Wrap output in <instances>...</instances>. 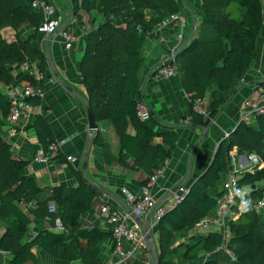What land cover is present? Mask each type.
Wrapping results in <instances>:
<instances>
[{
    "label": "trees",
    "instance_id": "16d2710c",
    "mask_svg": "<svg viewBox=\"0 0 264 264\" xmlns=\"http://www.w3.org/2000/svg\"><path fill=\"white\" fill-rule=\"evenodd\" d=\"M2 1L0 9L6 16L0 22V31L8 26L17 28L24 20H30L39 27L41 19L32 0ZM100 1L107 21L86 36L80 77L96 120H114L122 131V148L134 157L144 158L149 167V178L142 184H147L164 167L166 158L172 157L177 138L173 132L154 130L137 117L138 101L134 93L139 87V70L144 61L142 48L149 34L159 30V24L180 9L175 0ZM74 8L76 12L77 6ZM202 15L199 35L179 50L176 64L185 90L190 94V121L193 125L207 127L230 95L236 92L244 74L257 59L258 39L264 24L263 3L262 0H202ZM37 34L32 38L36 39ZM3 42L10 51L0 53L2 60L14 59L22 63L29 57L40 70H45L47 59L36 40L29 38ZM15 79H25L39 85L33 76L20 71L14 75L5 64H0V83H11ZM207 90L210 91L209 107L206 106L207 113L202 114L194 109V105L196 99L204 98ZM35 102L40 103V99ZM10 107L5 92L0 88V126L8 121ZM36 123V133L41 143L56 141L50 125L42 116L38 117ZM129 125L134 126L135 134L126 131ZM160 135L164 137L165 144L150 146L149 142ZM234 146L244 155L255 153L264 161V114L258 117L257 124H238L234 132L221 142L210 166L190 186L185 199L162 217L158 225L159 264H177L172 261L173 257H167L166 251L173 235L177 236L206 216L217 215L218 200L225 192L230 152ZM108 147L109 144L105 142V152ZM0 155L10 159V174L15 185V188L5 189L0 184V249L11 254L10 263L41 264L32 251L34 247L62 259L71 258L76 254L73 250L76 245L83 264H103L98 258L97 242L108 233L99 226L83 227L82 219L99 202L100 191L85 178L83 172L74 168L77 186L53 187V199L58 206L57 212L50 214V200L40 197L45 188L26 174L29 162L12 157V146L1 129ZM57 157L66 160L60 152ZM242 174L240 188L243 190L245 185H249V189L239 196V202L246 207L238 220L230 223L227 247L236 257L237 264H264V231L257 221L261 215L255 210V204L264 198V166ZM211 189H215V192L211 193ZM28 196L29 200L37 203L34 207L22 208L20 203ZM43 208L45 212L41 219L51 215V224H54L56 218L60 217L66 231L44 226L31 240L16 244L15 235L27 233L34 220L30 212ZM192 238L193 243H187L181 254L190 260L197 259L202 253L212 254L224 244L220 232L211 231ZM182 244L184 242L179 246ZM173 248L170 252L175 254L176 249ZM205 264L227 263L208 259Z\"/></svg>",
    "mask_w": 264,
    "mask_h": 264
},
{
    "label": "crops",
    "instance_id": "0c3cea01",
    "mask_svg": "<svg viewBox=\"0 0 264 264\" xmlns=\"http://www.w3.org/2000/svg\"><path fill=\"white\" fill-rule=\"evenodd\" d=\"M48 1L56 7V15L61 20L62 28H67L78 36L73 48H66L60 31L51 35L39 33L37 26L30 20L22 21L17 28L5 27L12 29L10 34L14 40L19 35L22 40L31 38L38 42L39 48L47 59L44 71L46 74L54 76L56 80L54 83L47 82L45 84V94L40 99L43 108V113L40 116L50 125L56 141L61 143L60 153L66 160L55 158L45 164L36 163L33 165V169L26 167V174L35 178L36 182L45 188L47 198L51 200L53 199V187L78 185L74 168L80 169L85 178L100 191L99 202H96L83 215V227L99 226L107 232L104 218L99 212L100 203H111L121 208L122 211H127L129 205L126 202V194L123 193V189L129 190L136 196L142 194L146 185L142 183L149 178V167L144 158L134 157L122 148V131L114 120H96L99 129L92 131L89 128L88 92L81 80L79 69L87 34L98 29L102 23L107 21L102 11V2L100 0ZM175 1L180 9L177 13H182L188 20L187 27L182 32L178 24L170 23L159 30L157 29L153 34H149L142 48L144 61L139 70V87L134 93L137 101H145L151 111V118L142 122L160 133L173 132L177 138L176 149L172 157L166 158L165 165L161 169L162 172L151 188L153 194L159 199H165L171 190L182 185L190 187L197 181L212 162L226 133L239 124L242 101L250 95L253 82L264 75L263 24L258 39L257 59L244 74L236 92L230 95L209 126L193 125L190 121V94L185 90L180 71L175 77L168 79H158L155 76V71L174 51L180 50L189 40L197 37L201 31L202 0ZM262 3L264 22V0ZM75 5L77 6L76 12ZM36 13L41 19L42 15L37 11ZM181 32L184 37L182 40L178 38V34ZM35 33H38L37 38L33 39L32 36ZM3 38H6L5 35ZM34 65L38 67L36 62ZM12 73L16 75L18 71H12ZM6 84L0 83V88L4 92ZM205 99L208 106L209 90L204 95ZM37 119L32 123L30 129H26L23 135L16 137L9 135V122L6 121L2 133L11 144L12 150H15L16 158L32 162L38 146L42 144L36 133ZM126 131L131 134L136 132L134 126L131 125L126 128ZM105 142L109 144L107 149L109 152L104 151ZM159 143L165 144L164 137L161 135L153 138L149 145L154 147ZM68 155L75 156L76 161H69ZM243 157L241 156L242 159ZM247 190L243 188L244 193ZM147 219L146 217L141 222H145ZM133 220L132 217L130 221ZM33 225L34 220L30 226ZM35 225L37 230L35 234H32L33 237L44 226L50 228V224L45 219L42 220L41 225ZM192 227L199 226L195 224ZM205 229H208V232H219V228L215 226ZM152 237V243L158 250V228L154 230ZM81 242L86 243L85 241ZM112 243L113 240L109 234L97 242L98 258L103 264H107L113 258ZM76 250L77 253L74 257L63 259L40 247H34L32 251L39 257L41 264H83L81 255L78 249ZM216 253L218 252L215 251L212 254H206V256L208 259L219 260L220 257ZM152 258L154 259V257ZM185 261H188L189 264H202L204 262L203 253L195 260L179 259L180 264Z\"/></svg>",
    "mask_w": 264,
    "mask_h": 264
},
{
    "label": "built area",
    "instance_id": "2783aa9c",
    "mask_svg": "<svg viewBox=\"0 0 264 264\" xmlns=\"http://www.w3.org/2000/svg\"><path fill=\"white\" fill-rule=\"evenodd\" d=\"M32 5L42 15L37 31L45 35L60 31L66 48H73L78 36L71 30L62 28L61 20L56 15V7L48 0H32ZM170 23L178 24L183 32V29L187 27L188 20L182 13H175L170 18L162 21L159 24V28ZM182 32L178 34L180 40L184 38ZM171 59L170 63L159 68L155 74L156 78L168 79L178 74L179 69L173 54L167 58V60ZM19 66L20 72L33 76L39 85L25 79H15L11 83L6 84L5 94L11 105L8 116V133L12 137L23 135L24 131L30 129L32 123L42 115L43 108L35 100L44 97V87L47 82L54 83L56 81L54 76H50L45 71L40 70L29 59H26ZM205 102L204 98L196 99L194 109L199 113L206 114L207 105ZM136 110L137 117L141 121H147L151 118L150 108L145 101H138ZM263 114L264 75L253 82L250 95L243 99L239 120L246 124H257L258 117ZM227 136H229V132L226 133ZM234 148L236 149L237 147L234 146ZM60 149L61 143L58 141L40 144L27 168L33 169V165L36 163L45 164L55 158L57 159ZM243 156V159L241 156L238 157L236 150L230 152V169L224 184L225 192L218 200L217 215L215 217L206 216L196 223L197 226L203 228L218 227V231L223 234L225 239L230 235V223L237 221L241 211L246 207L245 204L239 202V196L244 195L243 190L240 188L242 173L244 171L253 172L255 167L262 168L264 166L262 158L255 153ZM67 159L72 162L76 161V157L73 155H68ZM161 172L162 170L151 177L143 188V193L139 196L127 189H123V193L126 194V202L129 205L127 211H122L121 208L111 203H102L99 207V212L104 218V224L108 230L107 232L113 240V258L107 264H153L150 245L154 230L158 228L162 217L183 201L189 190L187 185H182L177 189L171 190L165 199H159L153 194L151 188L157 182ZM36 203V201H32L30 204L28 203V206L34 207ZM49 203V213H56L58 206L56 201L51 199ZM255 210L260 215L263 214L264 198L255 204ZM132 217L134 220L130 221ZM146 217L148 218L147 221L141 222ZM45 221L50 224L52 221L51 215H47ZM50 228L61 232L66 231L60 217L56 218L54 224H50ZM226 251L232 254L228 249ZM0 252L3 253L4 251L0 249ZM203 258L207 260L208 256L203 253Z\"/></svg>",
    "mask_w": 264,
    "mask_h": 264
},
{
    "label": "rangeland",
    "instance_id": "374dc122",
    "mask_svg": "<svg viewBox=\"0 0 264 264\" xmlns=\"http://www.w3.org/2000/svg\"><path fill=\"white\" fill-rule=\"evenodd\" d=\"M3 4V1L2 0H0V5H2ZM6 16V13L3 11V10H1L0 9V22H1V20L4 18ZM148 16H149V14H148ZM10 30H12L10 27L9 28H5L4 30H1L0 31V53L4 50L6 53H9V48L7 47V45L5 44V42H3V41H12V40H14L13 38H12V36H11V34H10ZM5 35V37L7 38H3V36ZM2 37V38H1ZM15 40H19V41H21L22 39L19 37V35L16 37V39ZM179 51V50H178ZM178 51H174L172 54L174 55V57H175V59H177V53H178ZM28 59H29V57H28ZM167 60V59H166ZM165 60V61H166ZM175 63H176V60H175ZM0 64H5L7 67H8V70L12 73V71H14V72H17V71H19L20 70V64L19 63H17L14 59H12V60H2L1 59V56H0ZM205 101H206V99H205ZM206 104H207V102H206ZM209 107V106H208ZM206 112H207V110H206ZM205 112V113H206ZM240 121V120H239ZM242 121H240L239 122V124L241 123ZM5 123L6 122H4L1 126H0V129H1V131H2V129L4 128V125H5ZM238 126V125H237ZM236 126V127H237ZM236 127H234V129L236 128ZM36 131H37V129H36ZM233 130H230L229 131V135L230 134H232L233 132H232ZM231 132V133H230ZM228 137V136H227ZM226 136H225V138H227ZM237 147V146H236ZM233 151H239V152H241L239 149H238V147L235 149L234 147H233V149H232ZM15 150H12V157H15ZM244 154H243V152H241V153H238L237 152V156L239 157V156H243ZM10 164H11V161H10V159H8V158H3L1 155H0V184L1 185H3V187H5V189L7 188H15V185L12 183L13 182V178L11 177V174H10V171H11V166H10ZM243 175V174H242ZM38 183V182H37ZM263 184H264V181L262 182ZM39 184V183H38ZM245 190H247V189H249V185H245L244 187H243ZM211 192H214V189H211L210 190ZM19 194L21 193V192H18ZM40 197L41 198H46V199H48L47 198V193L46 192H43L41 195H40ZM52 197H53V195H52ZM29 196L28 197H25L24 199H23V202L22 203H20V205H21V207L23 208H25V209H27V207H29L28 206V203L30 204L32 201H34L33 199L32 200H29ZM54 198V197H53ZM50 199H48V201H49ZM48 204H50V203H48ZM102 203H100V205H101ZM0 211H2V209H0ZM34 212H30V214H31V217L34 219V225L33 226H30V229H29V231L27 232V233H25V234H16L15 235V242H16V244H18L19 242H23V241H28V240H31L32 239V237H33V235L32 234H35V231L37 230V228H36V225L35 224H39V225H41L42 224V219H41V217L43 216V213L45 212V208H43L42 210H40V211H35V210H33ZM52 218V217H51ZM45 219V218H44ZM257 221L261 224V230H263L264 231V212H263V214L260 216V218H257ZM38 222H40V223H38ZM84 223V222H83ZM50 224H51V222H50ZM84 225V224H83ZM206 232H208V229H205V228H203V227H189V228H186L185 230H183L182 232H179L178 234H177V236L175 235H173V237H172V239H170V243L168 244V248H167V257H173L172 258V261L174 262V263H177V264H180V262H179V259H181V258H183L182 256H181V254L184 252V249L188 246V245H186L187 243H190V244H192L193 242V236L194 237H196V236H198V235H200V233L201 234H203V233H206ZM192 235V236H191ZM71 239V238H70ZM158 240H159V233H158ZM182 242H184V244H182L181 246H179V244L180 243H182ZM177 246H179V247H177ZM77 246L75 245L74 246V248H73V250H74V253H77V248H76ZM174 247V248H173ZM175 247H177V248H175ZM171 248H173V249H176V253L175 254H172L171 252H170V249ZM73 252V251H72ZM156 252H157V255H158V253H159V248H158V250H156ZM218 253H216L217 255H219V261H223L224 263H227V264H237L236 263V261L235 260H233L232 259V256H231V254L229 253V252H227L225 249H223V251L222 250H220V251H217ZM10 259H11V254L9 253V252H0V264H11L10 263ZM177 259V260H176ZM154 259H153V264H154ZM205 262H206V260H204V262L202 263V264H205ZM158 263H160V259H159V256H158ZM163 263H165V261H163ZM183 264H189V262L188 261H185V263H183Z\"/></svg>",
    "mask_w": 264,
    "mask_h": 264
},
{
    "label": "water",
    "instance_id": "95a60500",
    "mask_svg": "<svg viewBox=\"0 0 264 264\" xmlns=\"http://www.w3.org/2000/svg\"><path fill=\"white\" fill-rule=\"evenodd\" d=\"M178 53H179V51H178ZM178 53H177V55H178ZM176 55V56H177ZM172 61V59L171 60H166V61H164L163 62V64L161 65V67H163V66H165V65H167L168 63H170ZM159 70V68L155 71V73L157 72ZM87 110H88V120H89V128L92 130V131H96V130H98L99 129V126H98V124H97V121H96V118H95V116H94V114H93V111H92V109H91V107H90V105L89 104H87ZM234 130L235 129H233V131L232 132H234ZM231 133V132H230ZM220 144H221V142H220ZM220 144H219V146H220ZM211 164V163H210ZM210 166V165H209ZM208 166V167H209ZM207 167V168H208ZM206 168V169H207ZM202 175V174H201ZM200 175V176H201ZM192 185V184H191ZM151 241H152V238H151ZM150 250H151V253H152V255H153V257H154V264H159L158 263V255H157V252H156V246H155V244L154 243H151V245H150Z\"/></svg>",
    "mask_w": 264,
    "mask_h": 264
},
{
    "label": "bare ground",
    "instance_id": "6f19581e",
    "mask_svg": "<svg viewBox=\"0 0 264 264\" xmlns=\"http://www.w3.org/2000/svg\"><path fill=\"white\" fill-rule=\"evenodd\" d=\"M150 179H151V178H150ZM149 181H150V180H149ZM149 181H148V182H149ZM148 182H147V183H148ZM187 186H188V185H187ZM188 188L190 189L189 186H188ZM188 192H189V190H188ZM187 194H188V193H187ZM187 194L185 195V197L187 196ZM185 197H184V199H185ZM184 199H183V200H184ZM172 210H173V209H172ZM170 211H171V210H170ZM220 233H221V232H220ZM230 233H231V230H230ZM222 235H223V234H222ZM229 236H230V235H229ZM223 238H224V237H223ZM228 239H229V237H228L227 239L224 238V244H223V246L220 247V248H218L217 251H219V250H223V249H225V250L228 249V250L231 252V250L227 247V241H228ZM231 253H232V252H231ZM231 256H232V259L236 261V257L233 255V253L231 254ZM207 260H208V259H207ZM207 260H206V261H207Z\"/></svg>",
    "mask_w": 264,
    "mask_h": 264
}]
</instances>
